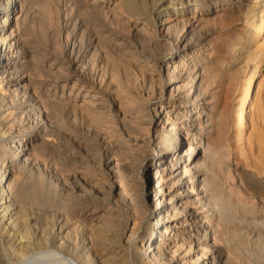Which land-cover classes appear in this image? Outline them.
Returning a JSON list of instances; mask_svg holds the SVG:
<instances>
[{
    "label": "bare ground",
    "instance_id": "1",
    "mask_svg": "<svg viewBox=\"0 0 264 264\" xmlns=\"http://www.w3.org/2000/svg\"><path fill=\"white\" fill-rule=\"evenodd\" d=\"M32 1L0 0V264L37 253L40 264H59L56 253L76 264H264V183L237 157L234 170L221 164L229 120L244 140L263 87L231 115L237 66L256 74L264 46L251 26L234 27L223 56L195 40L259 13L244 0H49L38 23L52 30L49 51L32 39ZM115 56L159 88L141 90L128 68L122 80ZM57 153L55 175L45 168Z\"/></svg>",
    "mask_w": 264,
    "mask_h": 264
},
{
    "label": "rangeland",
    "instance_id": "2",
    "mask_svg": "<svg viewBox=\"0 0 264 264\" xmlns=\"http://www.w3.org/2000/svg\"><path fill=\"white\" fill-rule=\"evenodd\" d=\"M36 1L37 0H33L32 4H31L32 5V11L34 10V12H35V13H33L34 16L38 15V16H35V19H34V21L37 22V24L35 23L37 26L32 23V25H33L32 27L35 26L34 27L35 29L31 28V29H33V30H31V33L33 32V34L31 36H32L33 41H35V43H37L36 45H39V46L41 45L42 47H45L49 51H51L52 50L51 48L53 47V40H51L52 37L50 38L49 36L52 35V32H51L52 30H49V29L46 30L45 27L42 29V30L45 29L44 31L38 30V27H39L38 23H40V22H42V24L44 23V19H42V18L45 17V15H43V14H45L47 12V10H45L46 8L44 7L45 6L44 3H47L49 0H40L41 1L40 4H39V0H38V3ZM44 1H46V2H44ZM51 1L53 4L60 3L59 0H50V2H48L46 6H49V3H51ZM167 1H169V0H163L162 3H166ZM244 2L246 3V7H250L251 9L256 10V12L259 13V15H258L259 19L257 17L254 21L252 19L251 20L242 19V20H238V21L224 22L222 24L212 23V24H209V25L202 27L201 30H199L195 34L196 35L195 40H196V42L200 43L199 44L201 46L200 49L206 50L207 54L210 53L209 55H212V57L223 56L225 51H226V42L228 39L231 38V34L233 33V31L236 30V29H234V27L238 28L240 31H242L243 26L253 27L254 36H253L252 43H254L256 47L261 48L262 46H264V23L262 24L263 29L261 28V23H262L261 20L263 19V22H264V0H244ZM42 3H43V5H42ZM162 3L158 4V7H157V9H155L154 14H157V11L160 10ZM43 7H44V10H43ZM42 11L43 12L45 11V13H43ZM36 17H38V19ZM62 17L64 19L65 13H63ZM39 19L41 21H39ZM203 28H204V30H203ZM36 29H37V33H35ZM38 31L41 34H39ZM42 32H45V33L42 34ZM180 32H178V33H180ZM251 33H253V32L251 31ZM36 34H38V35H36ZM206 34H207V36H206ZM40 35H42V38ZM58 35H59L58 41L60 43L63 42V44L65 45L66 33L63 32V34H58ZM210 43L212 44V46L209 45ZM172 47H173V52H175L176 51L174 48L175 45L174 44L171 45V48ZM167 51H168V48H165V47H162L160 49V53H162V54L167 53ZM125 58L126 57H124V56H123V58L115 56V59H117L119 62L118 63L120 65L119 67H121V69L119 71L121 73L122 80L126 79L125 73H123V75H122V72H123V70L128 68L131 70V73H134L133 74L134 77L136 76L135 78L138 82V83L136 82V84H139L137 86H138V88H141V90L144 89L143 91H145L153 83L155 85V86H152V87H154V89L157 90L159 88L158 82L154 81L152 83L150 76H149V72H147V69L146 70L144 69L143 70L144 72H143L141 65L138 64L137 62H135L134 59H131V57H129V58H126L127 59L126 60ZM189 61H190V58L187 59L186 63L188 62V64H189ZM241 64H242V66H241ZM261 64H262L261 68L256 74H253L252 70H248V69L246 70V68L244 66L245 64L243 62H241L237 66L241 70V71H239L240 75L236 76V78L233 82L234 84H232L230 86V90H229V100H230L229 101V113L231 112L230 113L231 115L235 114V110L237 108L238 102L240 101V99L242 97L245 96V93L249 87H250V96L248 99L249 101H252L251 96H253V97L255 96L256 91H257V85L260 81H263V85H262L263 87H262L261 93L259 94V97L256 99L257 102L255 100L253 106L251 105V102L249 104L250 108H249L248 114H247V120H248V126L249 127H248L247 136L245 137L244 140L237 139L236 137H234L235 138L234 139L232 137V136H235L237 125H235L231 119L229 120V121H231L229 123V126H230L229 129L233 133L230 131V134L228 137V143H227L228 146L224 147V149H223V150L227 151V156L221 160V164H223V165L232 164L230 166L234 170L235 166H236L235 160L237 157L239 160H241L242 167L244 168V172L247 176H253L259 182L261 181L262 183H264V58H263ZM155 78L157 80L158 76L156 75ZM142 80H143V82H142ZM212 88H214V87H211V89L209 90L210 95L208 94L206 96L208 102L214 101V100H212L213 97L211 94V93H213ZM170 93H171V91L169 90L168 94H165L166 96H164V99L166 98L169 101ZM156 98L160 99L159 93L156 96ZM10 102H11V100H10ZM55 135H56V133H55ZM55 141L57 143L56 139L51 138V143H55ZM58 156H59L58 153L54 154L53 160L50 161L51 167L49 166V163L47 164V167L51 168V170L47 167L45 168V169H48L49 171H51L52 173H54L55 175L58 174L59 169H60V164H59L60 162H59ZM44 163H46V162H44ZM217 172H218L217 176L220 178L219 180L221 182H224V178L220 174V170L217 169ZM229 183L232 184L231 182H229ZM46 209L51 210L52 208H50L48 206V207H46Z\"/></svg>",
    "mask_w": 264,
    "mask_h": 264
},
{
    "label": "clouds",
    "instance_id": "3",
    "mask_svg": "<svg viewBox=\"0 0 264 264\" xmlns=\"http://www.w3.org/2000/svg\"><path fill=\"white\" fill-rule=\"evenodd\" d=\"M59 264H76V261L71 256H64L61 253H56ZM46 258L45 253H37L31 257L32 264H40L42 260ZM22 260H28L29 257H22ZM9 264H12V261L9 260Z\"/></svg>",
    "mask_w": 264,
    "mask_h": 264
}]
</instances>
